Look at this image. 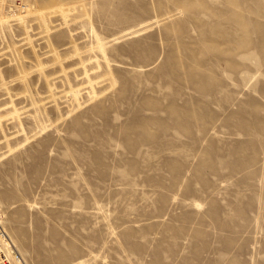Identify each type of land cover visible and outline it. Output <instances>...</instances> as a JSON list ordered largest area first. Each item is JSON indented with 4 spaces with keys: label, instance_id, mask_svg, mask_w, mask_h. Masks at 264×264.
<instances>
[{
    "label": "rangeland",
    "instance_id": "obj_1",
    "mask_svg": "<svg viewBox=\"0 0 264 264\" xmlns=\"http://www.w3.org/2000/svg\"><path fill=\"white\" fill-rule=\"evenodd\" d=\"M0 208L18 264H264V0L1 12Z\"/></svg>",
    "mask_w": 264,
    "mask_h": 264
},
{
    "label": "built area",
    "instance_id": "obj_2",
    "mask_svg": "<svg viewBox=\"0 0 264 264\" xmlns=\"http://www.w3.org/2000/svg\"><path fill=\"white\" fill-rule=\"evenodd\" d=\"M29 6V0H0V12L8 15H14V13H26ZM17 19L11 18L8 25H15ZM2 217L0 208V219ZM19 254L11 242L8 239L6 232L2 228L0 221V264H15V261L19 259Z\"/></svg>",
    "mask_w": 264,
    "mask_h": 264
},
{
    "label": "bare ground",
    "instance_id": "obj_3",
    "mask_svg": "<svg viewBox=\"0 0 264 264\" xmlns=\"http://www.w3.org/2000/svg\"><path fill=\"white\" fill-rule=\"evenodd\" d=\"M5 15H6V13H4ZM0 15H1V12H0ZM0 221H1V219H0ZM1 225H2V222H1ZM2 228H3V226H2ZM4 229V228H3ZM5 231V230H4ZM7 234V233H6ZM7 237H8V235H7ZM8 239H10L9 237H8ZM19 254V253H18ZM20 255V254H19ZM18 260V261H17ZM16 261H15V264H18L17 262H20L21 260H20V256H19V259H17ZM23 263V262H22Z\"/></svg>",
    "mask_w": 264,
    "mask_h": 264
}]
</instances>
